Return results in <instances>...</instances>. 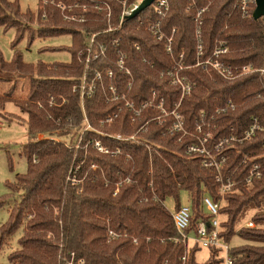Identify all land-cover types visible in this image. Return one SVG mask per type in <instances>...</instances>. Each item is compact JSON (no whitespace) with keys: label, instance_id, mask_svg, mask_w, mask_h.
<instances>
[{"label":"trees","instance_id":"16d2710c","mask_svg":"<svg viewBox=\"0 0 264 264\" xmlns=\"http://www.w3.org/2000/svg\"><path fill=\"white\" fill-rule=\"evenodd\" d=\"M121 1H111L109 23L96 12H91L86 24L65 23L57 10L48 7L47 20L39 22L37 36L71 35L72 45L68 49L71 62L68 64L28 65L19 53L6 62L0 53V70L29 79L24 99L12 98L11 92L0 96V104L13 102L26 114L28 139L21 146L27 171L24 175H17L14 186H8L21 195L10 210L7 223L0 227V252L6 239L23 226L18 249L7 257L9 264H80V261L82 264H199L195 260L198 247L188 251L184 263L180 260L185 248L173 244L177 232L172 214L164 205L167 198H173L174 211L178 210L182 206L179 194L184 191L188 194L190 208L187 233L195 234L200 223L207 230L211 229L212 215L203 203L208 197L219 205V239L229 244L237 236L245 242L242 246L230 247L232 264H264V212L251 217L253 227L236 228L247 207L260 209L264 206V177L246 184L242 177L246 170L239 166L240 155L227 152L229 160L222 175L233 174L236 187L232 192L222 194L215 182V171L204 168L198 158L186 156V146L194 140L168 133L167 124L157 120L159 114L156 111L148 109L141 119L131 122L129 112L124 110L113 125L100 127L99 120L116 112L122 104L120 101H106L107 80H104L105 84L97 85L91 98L83 101L72 91L84 69L78 62V54L85 52L92 34H95L93 49L102 43L107 46L106 56L100 57L92 66L99 69L111 67L114 70L111 83L118 93L126 94L137 104L146 100L149 91L153 90L158 97H163L168 112L174 109L180 98V89L159 73L182 62L181 74L195 84L179 109L188 130H193L201 115L209 118L215 109L229 100L235 104L233 111L214 115L216 129L212 141L215 142L231 127L241 134L254 118L264 124L263 78L249 74L225 80L217 75L209 76L196 67L195 14L186 9L184 0H170L171 11L163 23L167 35L175 30L169 54L163 42L155 41L138 24L140 20L152 18L146 15L150 8L120 22ZM235 1L214 0L204 14L201 28L203 58L211 56L218 39L228 46L227 54L221 57L223 62L264 68V19H242L234 8ZM19 14L17 0H0V27H15L17 31L13 48L23 34L17 24ZM25 16L27 20L35 18L30 12ZM37 20L40 21L39 13ZM33 39L31 36L30 42ZM114 40H118L117 44ZM117 49L125 53L126 66L133 76L129 93L128 77L113 65ZM143 58L147 63H143ZM50 97L58 104L62 100L65 103L49 108L47 101ZM48 112L51 118L47 117ZM84 117L91 130L83 132ZM39 133L67 140L71 149L53 139L38 141L35 137ZM117 134L135 138L120 142L107 137ZM80 138V146L100 140L111 151L119 149L121 154H101L91 146L87 150L75 149ZM263 144L264 132L257 133L238 148L261 153ZM77 162L82 164L73 175L80 183L73 185L68 177ZM92 166L98 169L93 171ZM125 179L130 183L119 186L115 194L117 183ZM80 188L81 194L78 193ZM3 206L4 200H0V208ZM108 230L120 233L122 237L108 243ZM133 240L137 243L134 244ZM209 252L210 260L216 251Z\"/></svg>","mask_w":264,"mask_h":264},{"label":"built area","instance_id":"2783aa9c","mask_svg":"<svg viewBox=\"0 0 264 264\" xmlns=\"http://www.w3.org/2000/svg\"><path fill=\"white\" fill-rule=\"evenodd\" d=\"M111 1L114 0H38V13L40 14V20L46 21L48 17L47 9L48 7H53L59 12L63 22L83 25L88 22L91 12H96L97 14H100L107 21V23H109L112 18ZM184 1L186 9L194 12L195 14L193 23L194 36L196 39L195 49H197L196 67H200L209 76L217 75L225 80H234L249 74H258L264 80V68L262 67L255 66L253 64L233 65L223 62L221 57L227 54L228 46L221 40L217 39L215 41L213 46L214 50L211 56L203 58L202 49H204V46L201 38L203 16L208 11L209 6L214 0ZM142 2L143 0H131L130 3H128L127 0L121 1L120 22L124 19H128V16H130L132 11L135 10ZM199 2H201V6H198ZM255 7V0H236L234 4V8L239 11L242 19H253L252 16ZM148 8H150V10L146 13V15H151L152 18L140 20L138 24L139 26H142L155 41L163 42L164 49L166 53L169 54L171 53L175 30H172L171 34L167 35L163 29V23L171 11L170 0H154ZM262 19H264V17H262ZM94 37L95 34H92L85 47V52L83 54H78V62L84 66V69L81 76L78 78L77 83L73 86L72 91L73 93H77L79 98L83 101L84 99L91 98L97 89V85H103L105 84L104 80H107L105 84L106 101L109 103L120 101L122 104L117 108L116 112L107 115L105 118L100 120L101 124H113L119 114L124 110L129 112L130 121L135 122L137 119H141L144 116V112L146 110L151 109L159 114L157 115V120L159 122L161 121L167 124L166 129L168 133L178 134L181 138L185 136L191 137L194 140L186 146V156L189 158H198L204 168L215 171V182L219 184L222 194L230 193L236 187L235 176L233 174L228 177L222 175L223 167L229 160V153H227L229 151L241 156L239 166L245 168L246 170V173L242 176L243 181L246 184H251L253 181L260 180L264 177V163L262 162L264 157V144L261 147V153H257L253 150L241 151L238 148V145L251 141L257 133L264 132V124H261L256 118H254L248 128L241 134H238L236 129L231 127L218 141H212L214 131L216 129L214 115L225 113L227 111H233L235 109V104L229 100L225 102L222 107L215 109L214 114L209 118L201 115L193 130H188L184 116L179 109L182 100L191 95L195 84L190 82L181 74L183 69L182 62L175 63L171 69H168L166 72L159 73L160 77L170 79L171 84L180 89V98L178 102L175 103L174 109L168 112L164 107L163 97H158L156 92L153 90L149 91L146 100L137 104L134 100L129 99L126 94L118 93L115 85L111 83L114 79V70L111 67L99 69L92 66V64L100 57H105L107 52V46L103 43L98 44L97 49H93V45L95 43ZM117 42L118 40H114L115 44H117ZM136 49L139 50L138 48ZM142 61L143 63H147L145 58H143ZM113 65L115 69L124 72V74L128 77L127 92L129 93L134 80L130 70L126 66V55L119 49L116 50L113 57ZM258 97H260V95H258ZM64 103L65 101L62 100L58 104L53 97H50L47 101L49 108L63 105ZM37 105L39 108H43L40 103H37ZM47 117L51 118L50 112L47 113ZM87 130H91V127L88 124L86 117H84L83 132ZM139 131H142V128ZM107 137L120 142L134 140L135 138V136L132 135L122 134L113 136L108 135ZM35 139L38 141L53 139L57 142H63L66 147L71 149L69 141L56 137H49L44 133L37 134ZM80 141L81 138L79 143L75 145V149L83 148L84 150H87L88 147L91 146L101 154H110L112 156L121 154L119 149L111 151L109 148L104 146L100 140L87 142L83 146H80ZM81 164L82 162H77L76 168L72 171L70 170L69 172L70 177H68V181H70L73 185H78L80 183L75 179L73 174L76 173ZM91 168L93 171L98 169L96 166H92ZM128 183H130L129 179L120 180L116 185L115 194L117 193L119 186ZM78 193H82V188L78 189ZM203 203L207 212L212 215V219L210 221L211 229L207 230L205 225L200 223L193 238H190V234L187 233L190 219L189 206L182 205L178 210L172 213V220L177 232V237L172 239L173 244L174 246L181 245L185 248V253L180 257V260L184 263L187 259L188 251L193 247H198L199 249L205 248L209 251L214 250L216 251L214 257L221 255L219 259L223 262V264H232L233 259L229 253V245L222 242L218 237L220 230V221L218 216L219 205L214 203L208 197L204 198ZM120 237H122L120 233H115L111 230L106 232L108 243ZM189 241L191 242L190 246ZM133 243L136 244L137 241L133 240ZM80 264H82V261H80Z\"/></svg>","mask_w":264,"mask_h":264},{"label":"rangeland","instance_id":"374dc122","mask_svg":"<svg viewBox=\"0 0 264 264\" xmlns=\"http://www.w3.org/2000/svg\"><path fill=\"white\" fill-rule=\"evenodd\" d=\"M14 2L16 0H8ZM20 7V14L17 17L19 29L23 32L22 38L13 48L16 40V28L5 29L0 27V53L6 62L13 59L15 53H19L22 61L28 65H53L68 64L71 62V54L68 49L72 45V38L69 34L56 36L39 37V22L37 20L38 0H17ZM32 13L35 18L26 19L25 14ZM34 36L32 42L30 37ZM29 79L28 76H21L17 73H7L0 70V96L11 92V97L15 99H24L27 95ZM106 117V116H105ZM104 117V118H105ZM103 119V118H102ZM101 119V120H102ZM100 127H109L111 125L101 124ZM100 131V130H98ZM27 116L13 102L0 104V200H4V206L0 208V227L7 223L10 210L19 202L21 193L11 191L8 186H14L17 175H24L27 171V164L24 156L21 154V146L27 142ZM188 194L181 191L179 202L181 205L189 206ZM167 210L172 214L175 210V200L167 198L164 201ZM264 212V206L260 209L247 207L239 217L236 228L254 225L251 223V217ZM23 226L15 234L7 238L0 252V264H9L7 257L18 249V241L22 235ZM190 234V238L194 237ZM245 244L239 237H233L229 242V247L235 248ZM191 242L189 241V246ZM209 250L199 249L195 253V260L199 264H223L219 259L221 255L210 258ZM217 261V263H214Z\"/></svg>","mask_w":264,"mask_h":264},{"label":"water","instance_id":"95a60500","mask_svg":"<svg viewBox=\"0 0 264 264\" xmlns=\"http://www.w3.org/2000/svg\"><path fill=\"white\" fill-rule=\"evenodd\" d=\"M154 0H143V2L132 11L130 16H128V19H132L139 15L142 11H144L146 8H148ZM255 10L253 12V20H259L260 18L264 17V0H255Z\"/></svg>","mask_w":264,"mask_h":264}]
</instances>
